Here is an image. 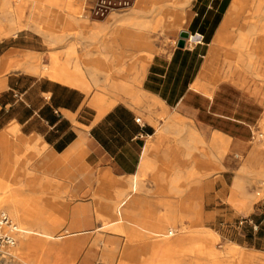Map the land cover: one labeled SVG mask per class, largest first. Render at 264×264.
<instances>
[{
  "label": "crops",
  "instance_id": "1",
  "mask_svg": "<svg viewBox=\"0 0 264 264\" xmlns=\"http://www.w3.org/2000/svg\"><path fill=\"white\" fill-rule=\"evenodd\" d=\"M232 2L187 1L183 7L182 28L154 54L150 50L145 54L140 38L151 32L150 27L156 21L150 8L166 7L163 0H137L128 11L110 14L101 20V25L89 28L84 36L89 44L100 37L99 50L91 52L100 53L101 68L107 72L96 81L89 65L95 62L93 58H84L86 64L82 65L69 55L65 63L52 55L50 62L49 53L55 49L36 37L48 36L49 42L56 44L65 35L53 27H42L41 23L39 28L32 25L29 8H33V0H0V133L7 137L13 126H17L21 141L36 148L37 144L44 143L43 164L54 169L60 183L68 184V189H56L54 227L73 234L94 229L100 222L95 217L98 203L99 217L109 221L108 226L120 233H131L133 228L129 225L136 223L155 230L168 220L173 221L166 233L155 230L154 242L137 246L128 239L119 264L127 260L128 256H124L127 245L132 246L133 262L137 261L134 255L144 246H148V251L140 256L156 253L161 246L166 253L172 249L177 255L188 253L197 258L215 254L203 242L182 246V237L169 239L179 230L174 224L178 215L172 217L175 208L172 201L164 200L158 207L150 203L154 193L146 189L144 194L138 191L143 188L142 180L147 172L159 171L154 158L185 164L190 151H194L195 164L234 165L232 157L220 161L219 155L227 145L246 158L253 149L250 143L254 128L258 129L264 120V97L254 94L251 81L238 75L234 66L238 51L230 38L236 28H224ZM35 5L58 12L52 18L55 21L63 19L61 11L68 5L74 11L82 9V16L89 17L88 0H36ZM15 7H20L18 19L14 17L16 13L13 16L10 12ZM36 14L40 20H50L42 11ZM171 17L163 15L157 26L162 30L174 28L163 24ZM136 19H145L151 24L145 29L142 28L145 23ZM80 26L83 30L87 28L84 23ZM182 30L201 34L203 39L194 46L178 47ZM74 52L70 46L69 54ZM69 62L73 68L68 67ZM74 62L80 64L79 69ZM86 72L92 73V80L105 86L106 92L97 91L91 80L89 84ZM206 150L212 152L215 162L206 159ZM178 173L179 170L175 176L156 174L155 179L161 180L159 191L163 193L168 188L180 193ZM242 174L241 170L234 173L231 190L223 187L214 195L226 206L209 211L226 228L231 244L228 253H239L244 264H264V201L259 204L247 186L245 194L233 189L242 187L237 176ZM243 175L245 180H251L247 173ZM50 189L44 187L38 194L49 193ZM200 193L198 190L197 195ZM199 201L198 198L197 206L192 209L197 214L203 210L204 214V206ZM124 220L128 226L123 225ZM171 229L173 234L168 235ZM62 237V234L58 236ZM111 243L104 246L103 264H108L104 258L115 251ZM74 249L75 243L70 242L69 260Z\"/></svg>",
  "mask_w": 264,
  "mask_h": 264
},
{
  "label": "rangeland",
  "instance_id": "2",
  "mask_svg": "<svg viewBox=\"0 0 264 264\" xmlns=\"http://www.w3.org/2000/svg\"><path fill=\"white\" fill-rule=\"evenodd\" d=\"M35 2L36 0H33V8L31 6L29 8V12L31 13L30 18L41 23L43 25L42 27L45 25L53 27L56 29V32L65 35V39L56 44L50 43L48 36H45L44 38L36 37L38 40L44 39L47 47L55 49V51L49 53L50 62L52 55H56V58L60 63H65L69 55L75 62L80 60L82 65L86 64L83 60L84 58H93L95 62H90L89 65L93 68V71H91L93 72L96 81H98L100 75L103 72H107L105 69L101 68L99 59L100 53L91 52V50H99L98 47L101 44L100 37L96 38L93 43L89 44L85 42L84 36L88 33L89 28L97 24L101 25V20H93L88 16L83 17L82 15L84 13L82 9L78 8L74 11L73 8H70L71 6L68 5L65 10L61 11L63 19L55 21L52 18L55 14H58V12H55V10L51 8H44L42 10L39 5H35ZM163 4L166 7L162 6L160 10H152V7L150 8V12L155 13L156 21L155 24H152L150 27V33L141 35L140 45L145 48V54L148 50H150L152 54L161 50L163 44H168L170 42L169 37L172 35L175 36L177 30L182 28L184 23L183 20L178 27L165 30H162L160 26H157V22L159 19H162L161 17L163 15L170 17L174 13H177L181 6H184V4H181V0H163ZM245 5H247V9L260 6L258 12L260 13L259 17L264 18V0H246L244 7ZM38 11H42L48 15L50 20H40L36 14ZM10 12L13 16L14 13H16L17 15L14 17L17 19L21 17L20 7H15ZM70 12H72V14H70ZM246 15H249V13L247 12ZM136 21L144 22L145 26H142V28L145 29L149 28V24H151L145 19H136ZM83 23L87 26L84 30L80 26ZM32 29L37 31L35 28ZM234 30L235 32L230 38L232 46H234L237 38V28ZM70 46H73L75 50L72 54H69ZM86 48H88V52H86ZM237 51L238 53L235 55L236 58L234 59V66L236 67L238 75L251 81L256 96L264 97V58L261 57L264 52V44L253 41V44L250 45L247 50L240 51L237 49ZM247 51H252L253 53V58L251 60L249 59V55H247ZM140 54L143 55L144 52L142 51ZM67 65L69 68H73L72 62L67 63ZM80 71L83 72L82 70ZM108 73L111 77V71H108ZM92 79V73L86 72V80L89 84L90 80L91 82L93 81ZM93 83L97 91L106 92L107 89L105 86H101L94 81ZM259 125L260 127L258 129L254 128V138L250 143V145L253 146V149L250 150L248 158L242 153L231 151L228 145L225 148L224 153L219 155V157H221L220 161H222V158L225 159L227 157H232L235 160L234 165L195 164L194 162L197 161V157L196 154H193L194 151H190V154L186 157L187 163L185 164H171L166 162L165 159L154 158L153 160L158 165L159 171L147 172L142 180L143 188L138 191L144 194L143 189H146L150 190L149 192L152 194L154 193L155 195L153 197L155 198L154 200H151L150 203H155L158 207H161L164 200L172 201V204L175 207L172 217L178 215L179 219H177L174 224L179 230L176 232L177 235L169 237V239L172 240L176 236L182 237V246H188L194 241L203 242L206 247H211L215 254L208 256V258L205 256L197 258L188 253L177 255L172 249L166 253L164 252V247L161 246L156 253H151L146 256H140V251H138L134 255L137 261L133 262L130 256L126 258L127 260L124 264H209L210 262H214V264H244L243 262L241 263L239 253L227 252V248L231 244L228 240L229 238L226 233V228L221 224L222 221L216 220L214 213L209 210H212L214 207L223 208L226 206V203H221V201L219 203V197H215L214 195L223 187L227 191L231 190L234 173L237 174L239 170H241L243 174L247 173V175H250L251 180H245L243 174L237 175L243 185L241 188L233 187V189L245 194L247 186V188L253 192L255 196L254 199L259 200V204L264 201V120L260 121ZM204 145L207 147L208 144L204 143ZM3 147L8 148L12 156L15 153L20 155L19 162L21 166L17 169L15 174H13L15 165L14 163L11 164V175H8V179L4 180L5 183L3 189H0V196H2L6 190L11 191L13 198L16 201V206L19 209V213L20 215H23L25 221L23 225H20L16 219L10 216L22 229V232L18 237L17 244L11 250L15 255L13 262L4 263L3 261H0V264H44L47 260H49L50 264H103L102 252L105 244L109 242H112L111 244L114 245L115 251L111 253L109 257H105L104 262L108 264H119L121 253L128 239L131 240L132 244L137 246L142 245L143 243L154 242L157 239L155 236V230H161L166 233L173 223V221L168 220L162 228L155 230L147 228L144 224L136 223L129 225L133 228L131 233H120L111 229V226H108L109 221L99 217L97 213L98 203H96L95 217L100 222L94 229L79 230L77 234H73L71 231L65 232V229L63 228H56L53 225L56 222V189L62 191L63 189H68L69 186L68 184L60 183L56 179V172L51 166L43 164L44 154L46 153L45 148L38 151L31 143H28L25 140L21 141L18 130L16 132H11L7 137L0 133V149L3 150ZM253 151L257 152L251 156ZM205 157L207 160H212L213 162L217 160L210 150H206ZM6 158L4 152H1L0 178H3V176L7 174L4 173L2 167ZM248 159H250L249 168L242 170L241 167ZM178 170L180 173H178L177 176L181 177L179 184L180 187H182V191L180 193H173L166 188V191L163 193L160 192L159 182L161 180L155 179V177H157L156 174L159 176H175V172ZM197 177L201 178L198 179ZM37 179H40L41 181V188H46L48 186L51 188L49 193L33 195L32 192L29 191L30 183L33 180L37 181ZM198 190L201 191L200 195H197ZM198 198L199 200L201 199L199 204H201L202 207L204 206V214L202 213V207V211L199 214L195 212V209H192V206H197ZM60 199L64 200L63 197ZM145 199L149 200L146 197ZM222 199L225 200L223 197ZM117 207H119V205ZM158 210H160V208ZM38 216L43 224L51 230L53 237L47 238L39 235H34L32 238L29 237V240H27L29 242L32 241V239L34 240V238L38 241L40 240L42 248L27 245V247L23 248L22 253H18L21 234H26V228L32 223V220L30 219ZM122 223L124 226H128L125 220ZM208 233H211L214 236L209 238L207 236ZM61 234L63 237L58 238ZM70 242L75 243L72 260H69L67 257L68 244ZM55 246L56 254H53Z\"/></svg>",
  "mask_w": 264,
  "mask_h": 264
},
{
  "label": "bare ground",
  "instance_id": "3",
  "mask_svg": "<svg viewBox=\"0 0 264 264\" xmlns=\"http://www.w3.org/2000/svg\"><path fill=\"white\" fill-rule=\"evenodd\" d=\"M187 1L189 0H183L181 4L183 5ZM245 1L246 0H233L225 16V19H224V28H227L228 26L229 27L235 26L237 28V38H236L234 46L240 51L247 50L248 47H250V45L253 44V41L259 42L260 44H264V18L259 17L260 13L258 12H259L260 6L247 9L246 8L247 5H245L244 7ZM183 7L184 6H181L180 10L177 13H174L170 20L165 21L163 23L165 27L167 28L178 27L181 24V22L184 20ZM154 9L158 10L159 7L155 6ZM247 12L249 13V15H246ZM32 25L35 28L40 27V23L33 19H32ZM99 30H100V27L96 29L97 32H99ZM218 39H219V36H218ZM263 54L261 55L262 58H264ZM247 55H249L250 60L253 58L252 51L251 52L247 51ZM75 67L79 69L80 64L75 63ZM34 70H36L35 67H34ZM16 131H17V126H13L12 132H16ZM36 146H37V150L40 151L41 149L45 147V144L41 142L40 144H37ZM1 152H4L5 157H7L5 160V163H3V166H2L4 173L5 174L7 173V174L4 175L3 178L2 177L0 178V189H3L4 183H5L4 180L8 179L7 177L11 175L10 173L12 171L11 164L14 163L15 165L13 174H15L17 169L20 168L21 164L19 162V158H20L19 154L15 153L12 156L8 148H4L3 150L0 149V153ZM256 152L257 151H253V153H251V156L256 154ZM249 163H250V159H248L243 165V170L249 168ZM136 182H137V177H136L135 183ZM41 187H42V184H41L40 179H37V181L33 180L29 185V191L32 192V194H38V192H41V190L44 189ZM46 188L50 189L49 186ZM0 209L1 211L2 210L6 211L12 218L16 219L20 225L24 224L25 219L23 218V215H20L19 209L16 206V201L14 200L11 191L6 190L4 194L0 196ZM30 220H32V223L30 224L29 227L26 228V231H25L26 234L25 233L21 234L18 253H22L23 248L27 247V245L33 246L36 248L38 247L42 248L40 240L38 241L36 238H34V240L32 239V241L29 242L27 241L29 240V237L32 238L34 237V235H39V236L47 237V238L53 237L51 230L43 224L39 216L32 218ZM170 231H172L173 233V230L171 229L168 231V235ZM147 251H148V246H144L140 249V254L143 255ZM49 253H50V250H49ZM132 253H133L132 246L127 245L124 249V256L130 257L132 256ZM14 259H15V255L11 251L10 260L13 262ZM44 264H50L49 260H47Z\"/></svg>",
  "mask_w": 264,
  "mask_h": 264
},
{
  "label": "built area",
  "instance_id": "4",
  "mask_svg": "<svg viewBox=\"0 0 264 264\" xmlns=\"http://www.w3.org/2000/svg\"><path fill=\"white\" fill-rule=\"evenodd\" d=\"M89 17L93 20H104L114 12H125L133 8L137 0H88ZM192 37H195L192 40ZM201 34H190L185 46H194L201 42ZM140 121V117L136 118ZM22 229L13 221L6 211H0V261L11 262V249L15 247ZM172 231L169 235H172Z\"/></svg>",
  "mask_w": 264,
  "mask_h": 264
},
{
  "label": "water",
  "instance_id": "5",
  "mask_svg": "<svg viewBox=\"0 0 264 264\" xmlns=\"http://www.w3.org/2000/svg\"><path fill=\"white\" fill-rule=\"evenodd\" d=\"M190 33L188 31L182 30L179 33L177 46L178 47H185L186 39L189 37Z\"/></svg>",
  "mask_w": 264,
  "mask_h": 264
}]
</instances>
